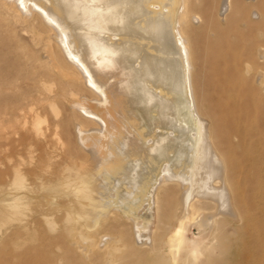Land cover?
Wrapping results in <instances>:
<instances>
[{"label":"bare ground","instance_id":"6f19581e","mask_svg":"<svg viewBox=\"0 0 264 264\" xmlns=\"http://www.w3.org/2000/svg\"><path fill=\"white\" fill-rule=\"evenodd\" d=\"M2 30L0 156L47 108L64 143L37 217L0 173V243L37 242L1 264H264V0H0Z\"/></svg>","mask_w":264,"mask_h":264},{"label":"rangeland","instance_id":"374dc122","mask_svg":"<svg viewBox=\"0 0 264 264\" xmlns=\"http://www.w3.org/2000/svg\"><path fill=\"white\" fill-rule=\"evenodd\" d=\"M253 18H256L257 16H252ZM224 24V23H222ZM225 26V25H223ZM1 32V31H0ZM1 34H4V31L0 33V63L2 61L3 56L7 53V50H10V48L13 46V42L8 41L3 46ZM212 39V38H211ZM261 58L262 55H259ZM9 56L6 59V63L10 61ZM259 62H262V59L259 60ZM1 68V66H0ZM12 67L8 66L6 69H4L7 73L11 72ZM9 71H8V70ZM2 90V87H1ZM0 90V93H1ZM3 91V90H2ZM11 92L9 91L7 94L9 95ZM2 103H0V129L5 128L7 130L13 131V130H19V126L17 123V119L14 117H11L10 115H6L4 113ZM14 106L13 103H8L6 105L7 110H10ZM58 112H60L59 115H61V112H63V107L61 105L57 106ZM9 112V111H8ZM41 114V122L39 125V135H34V127L31 125L33 124V120L30 118L28 121L27 131L23 132V144H17L14 145L12 148L8 146V150L5 153V155L0 156V173L7 171L9 174V178L6 180V185L10 184V179L12 176V169L14 166L19 168L20 173L25 175V178L27 179L26 186L31 188L37 195L38 198L34 199L31 203L28 204L27 209L25 210V219L30 220L32 216L37 217V214L40 212H43L46 210V202L47 199L44 197V193L46 190V186L48 185L49 180L52 178L53 172L56 170H59L60 164L63 162V151H62V142L64 143V139L62 136L61 131L58 129L53 130L52 123L55 122L58 117H56V113L52 109H45L42 111ZM45 115V116H44ZM47 130V131H46ZM57 132V133H56ZM57 134V135H56ZM63 140V141H62ZM2 142V141H0ZM60 144V145H59ZM16 148V150H15ZM9 155V156H8ZM9 158V159H8ZM36 164L37 166V176L38 179L35 181V185L32 186V173L33 168L32 164ZM8 189V187H7ZM44 197V198H43ZM43 200V201H42ZM45 202V203H44ZM35 205H34V204ZM38 203V204H37ZM44 203V204H42ZM41 208H40V207ZM39 207V208H37ZM44 207V208H43ZM32 210V211H28ZM35 210V211H33ZM43 210V211H42ZM30 217V218H29ZM39 218V217H38ZM57 221V219H55ZM128 223V221H127ZM129 228V226H128ZM187 241L192 242L196 241L199 242L202 238L201 229L199 226L194 225L190 226L187 225ZM36 231H42L46 229V224L43 220L38 219L35 223V225L31 228V230ZM135 232V231H134ZM146 232H142V238L145 235ZM132 236H134L133 231L131 232ZM6 241L3 243H0V250L4 251L5 253H11V254H17L25 249L27 246H33L37 245V242L35 243H26L22 246H18L17 239L9 237V234H6ZM24 235V233H23ZM145 238V237H144ZM143 238V239H144ZM146 239V238H145ZM250 239H248V236H245L244 243H248ZM149 242H147L148 244ZM145 247V246H143ZM146 248V247H145ZM252 244H247L246 246H243L242 250L245 253V256L248 258L245 263L251 264L252 262H249V258L253 256L252 251ZM186 259V252L185 250L182 251L179 255V264H187L185 262ZM200 261H203L200 259ZM1 264V262H0ZM198 264V263H197ZM201 264V262H199Z\"/></svg>","mask_w":264,"mask_h":264}]
</instances>
